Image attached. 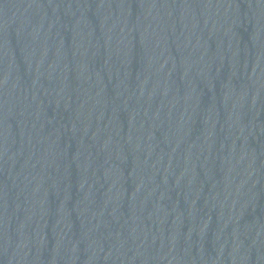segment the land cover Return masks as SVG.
Segmentation results:
<instances>
[{
    "label": "water",
    "instance_id": "water-1",
    "mask_svg": "<svg viewBox=\"0 0 264 264\" xmlns=\"http://www.w3.org/2000/svg\"><path fill=\"white\" fill-rule=\"evenodd\" d=\"M0 264H264V0H0Z\"/></svg>",
    "mask_w": 264,
    "mask_h": 264
}]
</instances>
